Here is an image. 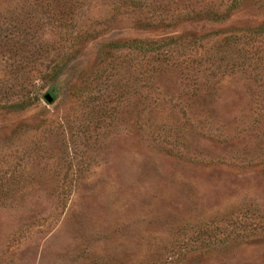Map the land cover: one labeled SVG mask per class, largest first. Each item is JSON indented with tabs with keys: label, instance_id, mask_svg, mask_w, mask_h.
Returning <instances> with one entry per match:
<instances>
[{
	"label": "rangeland",
	"instance_id": "1",
	"mask_svg": "<svg viewBox=\"0 0 264 264\" xmlns=\"http://www.w3.org/2000/svg\"><path fill=\"white\" fill-rule=\"evenodd\" d=\"M259 27L264 0H0V264H264Z\"/></svg>",
	"mask_w": 264,
	"mask_h": 264
},
{
	"label": "trees",
	"instance_id": "2",
	"mask_svg": "<svg viewBox=\"0 0 264 264\" xmlns=\"http://www.w3.org/2000/svg\"><path fill=\"white\" fill-rule=\"evenodd\" d=\"M257 31H264V28L259 27ZM124 47H130V48H137L140 49L143 53L147 52H156L158 55H162V53H158L160 49L164 48V44H161V42H150V41H135L132 40L127 44L122 45Z\"/></svg>",
	"mask_w": 264,
	"mask_h": 264
},
{
	"label": "water",
	"instance_id": "3",
	"mask_svg": "<svg viewBox=\"0 0 264 264\" xmlns=\"http://www.w3.org/2000/svg\"><path fill=\"white\" fill-rule=\"evenodd\" d=\"M44 99H45V101H46L47 103H51V101H52V97H51L50 94H45V95H44Z\"/></svg>",
	"mask_w": 264,
	"mask_h": 264
}]
</instances>
